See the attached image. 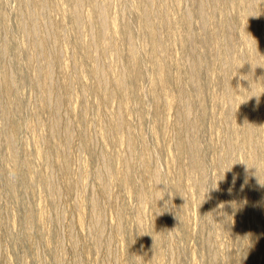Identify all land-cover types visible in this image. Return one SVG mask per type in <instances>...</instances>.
Instances as JSON below:
<instances>
[{"label": "rangeland", "instance_id": "1", "mask_svg": "<svg viewBox=\"0 0 264 264\" xmlns=\"http://www.w3.org/2000/svg\"><path fill=\"white\" fill-rule=\"evenodd\" d=\"M0 264H264V0H0Z\"/></svg>", "mask_w": 264, "mask_h": 264}, {"label": "bare ground", "instance_id": "2", "mask_svg": "<svg viewBox=\"0 0 264 264\" xmlns=\"http://www.w3.org/2000/svg\"><path fill=\"white\" fill-rule=\"evenodd\" d=\"M202 14V13H201ZM80 19V18H79ZM202 19H203V17H202ZM78 21V20H77ZM204 22V21H203ZM32 30V29H31ZM196 146V145H195ZM194 148V147H193Z\"/></svg>", "mask_w": 264, "mask_h": 264}]
</instances>
